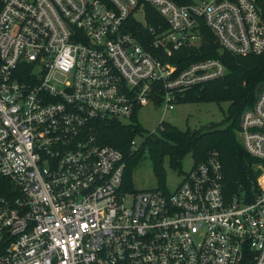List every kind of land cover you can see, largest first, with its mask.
Returning <instances> with one entry per match:
<instances>
[{
    "label": "built area",
    "instance_id": "1",
    "mask_svg": "<svg viewBox=\"0 0 264 264\" xmlns=\"http://www.w3.org/2000/svg\"><path fill=\"white\" fill-rule=\"evenodd\" d=\"M145 4L165 26L148 24ZM202 22L221 50L264 53L257 0H0V264H264V170L249 202L224 194L217 152L174 192L130 193L122 154L90 131L150 100L166 115L225 77L218 59L170 61L199 44ZM238 138L264 162V84Z\"/></svg>",
    "mask_w": 264,
    "mask_h": 264
},
{
    "label": "trees",
    "instance_id": "2",
    "mask_svg": "<svg viewBox=\"0 0 264 264\" xmlns=\"http://www.w3.org/2000/svg\"><path fill=\"white\" fill-rule=\"evenodd\" d=\"M179 6L193 4V0H172ZM264 21V0H257ZM147 22L152 26H165L164 19L157 11L145 4ZM130 31L144 44L149 42L142 22L132 17ZM201 41L192 47H184L170 61L184 69L187 65L201 60L218 59L228 69V74L215 81L195 87L185 92L179 102L229 104L225 119L197 131H182L167 123H162L158 134L146 133L138 121V114L130 122L100 120L90 125L96 141L116 149L123 156L125 164L123 188L130 193L133 189L131 175L139 165L146 149L154 164V172L159 181L165 178L164 162L169 159L173 169H181L183 160L191 155L195 164L204 162L211 152L219 154L225 174L224 194L228 199L242 196L252 201L259 192L258 179L263 173L264 162L251 157L239 142L238 134L244 112L255 105L258 88L264 84V53L261 55L234 56L221 50L213 33L202 22ZM178 102V103H179ZM144 134L145 141L140 148L132 150L131 143L137 135ZM261 166V167H260ZM1 185L10 183L2 180ZM243 189V193L240 190ZM3 194L0 193V196Z\"/></svg>",
    "mask_w": 264,
    "mask_h": 264
},
{
    "label": "rangeland",
    "instance_id": "3",
    "mask_svg": "<svg viewBox=\"0 0 264 264\" xmlns=\"http://www.w3.org/2000/svg\"><path fill=\"white\" fill-rule=\"evenodd\" d=\"M203 1L206 0H193L194 3H202ZM174 106L175 109L165 115V105L150 100L139 111L138 121L146 133L149 134H158V128L162 120L182 131H197L213 123L223 122L225 119L224 112L227 111L229 104L179 102ZM145 137L144 134H140L134 140L139 146H142ZM194 164L193 157L189 155L183 160L182 168L176 170L170 166L169 159H165L164 169L166 175L161 183L154 172V164L147 148L139 165L132 172L133 189L135 191L162 189L174 192L181 185L185 175L193 168Z\"/></svg>",
    "mask_w": 264,
    "mask_h": 264
},
{
    "label": "water",
    "instance_id": "4",
    "mask_svg": "<svg viewBox=\"0 0 264 264\" xmlns=\"http://www.w3.org/2000/svg\"><path fill=\"white\" fill-rule=\"evenodd\" d=\"M262 89V85L258 88L257 92L259 93ZM241 193H243V189L240 190Z\"/></svg>",
    "mask_w": 264,
    "mask_h": 264
},
{
    "label": "bare ground",
    "instance_id": "5",
    "mask_svg": "<svg viewBox=\"0 0 264 264\" xmlns=\"http://www.w3.org/2000/svg\"><path fill=\"white\" fill-rule=\"evenodd\" d=\"M261 183L264 184V178L261 179Z\"/></svg>",
    "mask_w": 264,
    "mask_h": 264
}]
</instances>
